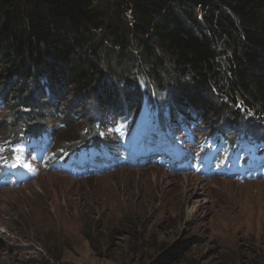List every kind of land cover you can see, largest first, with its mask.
Wrapping results in <instances>:
<instances>
[{
    "label": "trees",
    "instance_id": "obj_1",
    "mask_svg": "<svg viewBox=\"0 0 264 264\" xmlns=\"http://www.w3.org/2000/svg\"><path fill=\"white\" fill-rule=\"evenodd\" d=\"M150 86L161 115L173 103L211 132L264 116V0H0L5 161L50 121L53 152L107 147L109 119L128 131ZM73 116L87 122L61 141Z\"/></svg>",
    "mask_w": 264,
    "mask_h": 264
},
{
    "label": "rangeland",
    "instance_id": "obj_2",
    "mask_svg": "<svg viewBox=\"0 0 264 264\" xmlns=\"http://www.w3.org/2000/svg\"><path fill=\"white\" fill-rule=\"evenodd\" d=\"M73 117L61 141L87 122ZM156 126L144 112L133 131L145 157L123 142L65 169L35 141L20 171L0 165V264H264V175L239 181L218 166L206 176L192 163L177 172L171 134ZM160 154L164 166L152 163Z\"/></svg>",
    "mask_w": 264,
    "mask_h": 264
},
{
    "label": "bare ground",
    "instance_id": "obj_3",
    "mask_svg": "<svg viewBox=\"0 0 264 264\" xmlns=\"http://www.w3.org/2000/svg\"><path fill=\"white\" fill-rule=\"evenodd\" d=\"M136 142H137V138H135V141L131 147V152L135 154V157H140V156L142 157L143 155H145V153L141 152L139 149L136 148Z\"/></svg>",
    "mask_w": 264,
    "mask_h": 264
}]
</instances>
